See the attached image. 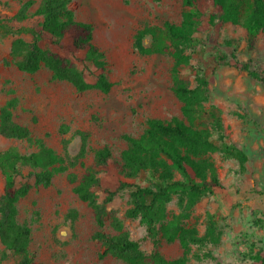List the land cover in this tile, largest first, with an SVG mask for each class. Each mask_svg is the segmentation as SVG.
Here are the masks:
<instances>
[{
	"label": "rangeland",
	"instance_id": "obj_1",
	"mask_svg": "<svg viewBox=\"0 0 264 264\" xmlns=\"http://www.w3.org/2000/svg\"><path fill=\"white\" fill-rule=\"evenodd\" d=\"M27 0H0V18L13 28L34 26L42 21L35 14L41 0H33L29 16L15 18ZM249 1V0H248ZM183 0H70L78 20L94 26V43L105 55V74L112 88L105 93L97 88L80 91L71 83L57 79L47 68L27 73L19 70L11 56V45L18 36L0 29V111L13 103V118L27 125L34 139L65 159L66 170L57 173L49 186H33L18 203V220L31 227L29 250L42 264H125L105 254L103 244L94 238L98 230L92 209L74 192L68 174L80 178L94 163L98 150L109 147L112 153L107 167L99 174L95 191L99 202L116 191L107 209L122 219L124 230L140 243L145 254L159 252L165 258L182 255L179 241L166 242L159 235L155 242L138 219L126 216L131 207L130 188L124 183L149 185L148 174L126 178L121 171L122 152L127 148L124 134L140 136L147 120L184 118L182 103L172 86L174 58L165 36L166 23L178 24L184 10ZM148 30L143 43L146 51L136 47V37ZM31 40L29 34H21ZM202 43L191 52V61L182 70V78L191 86L200 78L207 82L209 100L197 122L212 130L218 151L208 153L225 193L208 194L193 207L188 226L201 235L210 215L215 214L222 232L219 243L193 246L190 260L197 264H258L264 249V31L257 35L255 47L248 45L245 28L226 23L218 30L200 29ZM234 55L249 64L261 78L230 63ZM85 70L94 82L95 68ZM220 119L221 130L214 128ZM85 151L80 155L82 146ZM17 147L21 152L37 150L27 140L8 139L0 134V152ZM31 169L23 170L19 180H26ZM5 179L0 170V198ZM170 214L180 213L174 200ZM105 230L116 231L111 219ZM0 242L1 264H19V257L8 252Z\"/></svg>",
	"mask_w": 264,
	"mask_h": 264
},
{
	"label": "trees",
	"instance_id": "obj_2",
	"mask_svg": "<svg viewBox=\"0 0 264 264\" xmlns=\"http://www.w3.org/2000/svg\"><path fill=\"white\" fill-rule=\"evenodd\" d=\"M182 3L184 10L180 23H166L164 33L174 58L172 89L182 103L184 118H150L140 136L124 134L128 146L122 152L120 164L126 178H137L142 173L150 178L149 185H122L130 188L131 207L126 216L138 219L156 243L160 241L159 235L169 243L179 241L182 255L168 259L159 252L145 254L140 243L124 230L122 219L107 209L106 204L113 199L116 191L109 192L105 201L99 202L95 189L100 185L101 170L111 159L109 147L97 151L94 163L80 178L74 173L68 174V180L74 184V192L92 209L98 227L94 238L103 244L105 254L125 264H197L190 260L193 246L215 245L222 234L215 214L210 215L203 235L186 224L193 207L202 197L225 193V187L213 161L207 156L219 150L212 140V130L207 124L197 122L209 100L208 82L200 78L197 85L191 87L182 78V70L190 64L189 50L202 43L197 36L200 29L218 30L226 23L239 25L247 30L248 45L253 49L258 33L264 31V0H183ZM33 4V0L25 1L15 18H27ZM35 14L41 16L42 21L29 27L13 28L0 18L2 32L18 35L11 45V56L17 68L34 73L44 67L55 78L71 83L80 91L97 88L109 92L112 82L104 72L105 55L94 43L93 24L75 17L70 0H41ZM21 34H29L32 39L26 40ZM147 34L148 30L144 29L136 37V47L141 52L146 51L143 39ZM77 59L84 62L86 69H96L94 82H90L85 70L78 67ZM230 63L255 78H261L248 63L234 55ZM213 126L216 130L222 129L218 117ZM0 134L8 139L31 141L37 147L32 152H21L17 147L0 152V170L5 179L0 198V242L5 248L3 258L11 252L19 257V264H42L30 253L31 227L19 222L18 203L33 186H49L57 173L66 170L65 159L42 139H34L27 125L14 120L12 102L1 108ZM84 151L85 145L80 155ZM26 168L31 169L27 179L19 180ZM174 200L180 209L178 214H170L168 210V205ZM108 218L115 234L105 230ZM258 264H264V249L259 254Z\"/></svg>",
	"mask_w": 264,
	"mask_h": 264
}]
</instances>
